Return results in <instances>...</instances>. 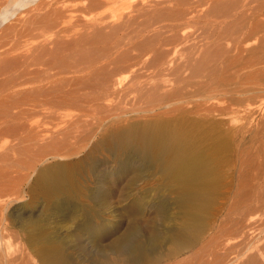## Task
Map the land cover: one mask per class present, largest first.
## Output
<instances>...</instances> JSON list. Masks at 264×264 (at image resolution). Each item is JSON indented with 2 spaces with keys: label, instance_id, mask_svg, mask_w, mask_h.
<instances>
[{
  "label": "bare ground",
  "instance_id": "1",
  "mask_svg": "<svg viewBox=\"0 0 264 264\" xmlns=\"http://www.w3.org/2000/svg\"><path fill=\"white\" fill-rule=\"evenodd\" d=\"M236 78L264 80V0H0V264H264V102ZM145 175L148 209L101 220Z\"/></svg>",
  "mask_w": 264,
  "mask_h": 264
},
{
  "label": "rangeland",
  "instance_id": "2",
  "mask_svg": "<svg viewBox=\"0 0 264 264\" xmlns=\"http://www.w3.org/2000/svg\"><path fill=\"white\" fill-rule=\"evenodd\" d=\"M242 68H244V66L243 67L240 65L234 66L232 69V72H235L236 75L241 76L249 70V68L247 66L245 67V70ZM149 73H152V70H150ZM233 87L235 90L238 89L240 92H242V93L236 94L234 100L243 99L245 101L247 99L248 100L252 99V101H257L259 103L264 102V80H260V81L256 82V81H253L251 79L245 80V79L236 78V79H234ZM191 90H192V92H191L192 95L195 96L197 94L196 88L192 87ZM252 93H254V94L251 95ZM132 96L133 95H130V93H128L127 96L123 95L120 98L115 99L114 104L119 103V105H121V103H123L122 104L123 107L129 108L127 110L130 111L133 107V104H134L130 101ZM120 112L121 111H119V113ZM225 161L226 162L223 166L224 190H223V193L221 195L222 196L221 199L223 198L224 194H227V193L229 194L232 191V186H234V183L237 182L238 176L240 173V169H241V165L238 161V157L236 156V151L231 152L229 154V156L227 154ZM152 179H153V177H151L150 175H145V176L141 177L136 182V184L131 187V189H129V187L127 185H124L123 188L118 190L114 194V196L111 198V201H112L110 204L111 209L110 210L107 209L104 212H102V214L100 216L101 220L105 219V223H110V224H114V222L118 221L119 219L123 220V222L131 221V220H133V217L136 214V212L140 214V212L145 211V208L148 209V206L151 205L155 199V195H156L155 192H151L149 194L148 198H146L147 201L145 204H147V205L144 208L142 206H140L137 199L139 197V191L140 190L144 191V190H147V189L152 188L154 186L155 181ZM126 184H128V183L126 182ZM26 201H27V199L23 200V201L21 200L20 202L12 204V206L9 208V211L13 210L17 207L20 208V206H22L23 212L25 213V211H29V212L30 211H36L41 206L40 204L38 205V203H36L37 206L35 204L31 206ZM29 205L31 206V208ZM111 210L115 211L114 214L107 213ZM116 212H118V213H116ZM10 219H12V220H10ZM98 219L99 218L96 219V222H98ZM8 221L11 223L13 222V224H15L17 222V220L16 219L14 220L13 218H9ZM80 224H82V223H80ZM65 225H67V226L62 231L63 233L76 232L75 227H73L74 225L73 226H72V224H65ZM79 228H81V227L79 226ZM15 229L18 230V228H15ZM235 255L236 254H233L232 256H235Z\"/></svg>",
  "mask_w": 264,
  "mask_h": 264
}]
</instances>
